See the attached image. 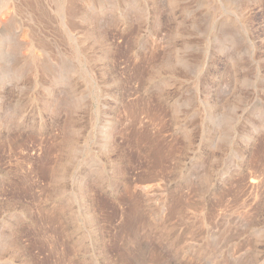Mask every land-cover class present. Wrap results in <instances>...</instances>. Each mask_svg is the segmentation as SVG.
<instances>
[{"label": "rangeland", "instance_id": "obj_1", "mask_svg": "<svg viewBox=\"0 0 264 264\" xmlns=\"http://www.w3.org/2000/svg\"><path fill=\"white\" fill-rule=\"evenodd\" d=\"M0 264H264V0H0Z\"/></svg>", "mask_w": 264, "mask_h": 264}]
</instances>
